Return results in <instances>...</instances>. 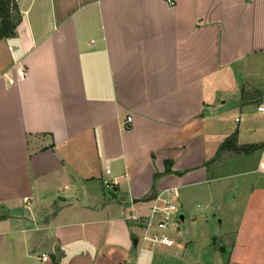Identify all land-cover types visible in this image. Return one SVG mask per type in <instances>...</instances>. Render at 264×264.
Here are the masks:
<instances>
[{
    "label": "crops",
    "instance_id": "0c3cea01",
    "mask_svg": "<svg viewBox=\"0 0 264 264\" xmlns=\"http://www.w3.org/2000/svg\"><path fill=\"white\" fill-rule=\"evenodd\" d=\"M15 1L0 264H264V0ZM234 135L263 148L219 152ZM172 187L188 228L150 248L131 216Z\"/></svg>",
    "mask_w": 264,
    "mask_h": 264
},
{
    "label": "built area",
    "instance_id": "2783aa9c",
    "mask_svg": "<svg viewBox=\"0 0 264 264\" xmlns=\"http://www.w3.org/2000/svg\"><path fill=\"white\" fill-rule=\"evenodd\" d=\"M168 4L175 6L174 0H167ZM12 50V49H11ZM23 76L27 72L22 68ZM9 84H15V80L9 79ZM259 111H264L263 107ZM132 122V117H128L125 126ZM264 166V164H263ZM110 174V171H107ZM107 189L115 190L119 184L116 181H104ZM180 190L177 187L167 188L158 193L152 200V207L150 212L146 215L133 214L131 220L141 225L145 230L143 237L144 242H147L150 248H172L176 245L179 237L177 232H180V224L182 221L180 214ZM134 202L131 201V206ZM43 260L47 261L48 257L43 255Z\"/></svg>",
    "mask_w": 264,
    "mask_h": 264
},
{
    "label": "trees",
    "instance_id": "16d2710c",
    "mask_svg": "<svg viewBox=\"0 0 264 264\" xmlns=\"http://www.w3.org/2000/svg\"><path fill=\"white\" fill-rule=\"evenodd\" d=\"M14 12L20 13L18 3L15 0H0V41L15 36V31L18 24L21 22V17L19 15L17 22H14L12 20V14ZM236 141L237 136H232L221 146L219 152H233L236 155H251L263 148V145L241 147L237 145ZM170 172V169L166 170V173Z\"/></svg>",
    "mask_w": 264,
    "mask_h": 264
},
{
    "label": "rangeland",
    "instance_id": "374dc122",
    "mask_svg": "<svg viewBox=\"0 0 264 264\" xmlns=\"http://www.w3.org/2000/svg\"><path fill=\"white\" fill-rule=\"evenodd\" d=\"M19 19V14L17 13V12H14L13 14H12V20L14 21V22H17V20ZM0 26H1V19H0ZM227 109L229 108V110L231 109V107H230V103H228V106L226 107ZM226 109V110H227ZM249 109V108H248ZM253 109L254 108H250L249 109V118L250 119H252V120H254L257 116H253V115H255V114H253L251 111H253ZM232 110V109H231ZM226 116H228V117H230V118H232L233 120L235 119V117H241L240 116V113L238 112V111H231L229 114H227ZM138 204V203H137ZM192 209H193V212H194V214H196V215H202V214H207V215H209V217H210V220H212L214 223H219V221H220V219L218 218L217 219V217L215 216V214H216V212H214V213H210V211L209 210H207L206 209V205H204L202 202H197V203H194V205H193V207H192ZM180 214L182 215L183 214V210L182 209H180ZM211 214V215H210ZM186 217H187V220H186V222H181V224H180V226H179V228H180V232L178 233L177 232V236L178 237H181V236H183L184 234H185V231L187 230V228H188V224H189V220H188V215H186ZM212 222V223H213Z\"/></svg>",
    "mask_w": 264,
    "mask_h": 264
},
{
    "label": "water",
    "instance_id": "95a60500",
    "mask_svg": "<svg viewBox=\"0 0 264 264\" xmlns=\"http://www.w3.org/2000/svg\"><path fill=\"white\" fill-rule=\"evenodd\" d=\"M61 200H65L64 198H60ZM182 221L184 220V216L181 217ZM137 243V241H136Z\"/></svg>",
    "mask_w": 264,
    "mask_h": 264
}]
</instances>
